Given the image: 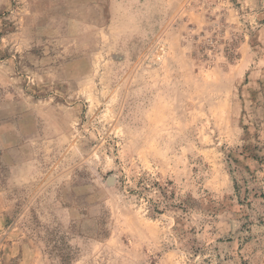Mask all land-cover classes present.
Returning <instances> with one entry per match:
<instances>
[{
  "label": "rangeland",
  "instance_id": "obj_1",
  "mask_svg": "<svg viewBox=\"0 0 264 264\" xmlns=\"http://www.w3.org/2000/svg\"><path fill=\"white\" fill-rule=\"evenodd\" d=\"M0 264H264V0H0Z\"/></svg>",
  "mask_w": 264,
  "mask_h": 264
},
{
  "label": "trees",
  "instance_id": "obj_2",
  "mask_svg": "<svg viewBox=\"0 0 264 264\" xmlns=\"http://www.w3.org/2000/svg\"><path fill=\"white\" fill-rule=\"evenodd\" d=\"M132 181L133 186H127L128 193L138 200H144L147 213L152 217H158L171 210H180L186 213L202 209V203L192 196L178 197L173 181L168 180L163 183L147 175H142ZM120 182L124 183L125 187V180H120ZM215 212L216 208H213L210 213L214 215Z\"/></svg>",
  "mask_w": 264,
  "mask_h": 264
}]
</instances>
